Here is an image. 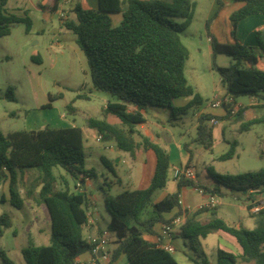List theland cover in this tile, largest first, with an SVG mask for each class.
<instances>
[{
  "label": "trees",
  "instance_id": "trees-1",
  "mask_svg": "<svg viewBox=\"0 0 264 264\" xmlns=\"http://www.w3.org/2000/svg\"><path fill=\"white\" fill-rule=\"evenodd\" d=\"M60 1L52 0L49 9L56 10ZM228 1L241 4L229 15L234 42H219L208 32L210 19L206 22L212 69L219 74L226 93L234 102L235 97L243 95L264 99V70L254 67L258 59L264 57V43L259 32L257 45L254 46L242 45L235 37L240 20L250 15L264 14V0ZM5 3L6 0H0V36L8 35L11 27L20 23L28 32L31 27L29 18L7 13ZM216 3L219 8L223 6V0H216ZM194 7V2L190 0H98L96 8H86L76 2L71 9L74 19L62 21L64 28L75 35V43L86 57L93 89L116 99L104 105V119L90 117L87 119L88 126L96 129L102 137L113 138L117 148L128 152L132 158H136L139 151L148 150L155 156L153 174L147 187L104 196V205L110 214L107 231L114 236L116 246L109 259L98 264H115L122 253L128 264H179L170 252L146 241L142 232L153 233L156 223H169L170 220L163 215L174 207L179 209L178 214L181 213L179 195L182 187H199L210 194H218L221 193L220 186L242 193L264 186L262 167L233 176L216 175L212 188L196 185L193 180L181 179L177 181L175 192L161 200H152L153 193L167 184L169 153L149 137L137 132L135 126L145 122L144 113L148 108H168L172 116L197 108L203 101L186 78L184 68L189 52L179 36L190 25ZM115 13H119L121 18L113 26L111 15ZM176 18L181 20L176 21ZM218 54L230 55L235 63L217 65L215 59ZM7 97L15 99L12 92ZM180 97L190 99L184 105L174 106L172 101ZM44 106L48 107L50 103ZM129 106L133 110H129ZM224 108L225 114L222 116L206 113L198 117V139L205 148L211 147L213 142V126L208 122L212 117L225 119L242 113V109H238L232 114L228 105ZM66 110L75 109L68 103ZM108 115L116 117L119 123L107 121ZM262 120L264 117L254 118L249 124ZM247 124L241 128L247 129ZM155 136L165 143L170 141L164 130L155 133ZM233 155L232 144L221 158ZM84 159L82 131L76 126L44 127L6 135L0 133V182L9 179L10 202L18 208L22 206L17 178L22 176L24 170L34 168L40 173L41 181L37 196L31 199L47 211L50 221L49 244L36 245L28 239L21 250L25 264H78L80 254H92L94 245L84 237V226L88 220L85 193L70 191L67 181L61 189L54 186V167L61 168L75 179L78 173L89 176L82 169ZM32 192V189L28 190L26 196H31ZM218 207L198 209L196 213H211L210 218L203 222L195 220L194 215L187 217L180 227L179 236L188 239L192 246V242L199 237L204 238L219 230L234 237L241 248L239 255L244 264H264V208L253 213L250 211L251 205L248 206L249 215L254 219V227L249 229L229 225L217 216ZM147 209H150L149 215L145 213ZM143 213L145 215L141 217ZM0 224L4 227L10 225L7 214L0 216ZM0 255L4 264H15L3 253ZM239 255L217 248L215 264H242ZM197 257L193 264H210L205 255L198 254Z\"/></svg>",
  "mask_w": 264,
  "mask_h": 264
},
{
  "label": "rangeland",
  "instance_id": "rangeland-1",
  "mask_svg": "<svg viewBox=\"0 0 264 264\" xmlns=\"http://www.w3.org/2000/svg\"><path fill=\"white\" fill-rule=\"evenodd\" d=\"M190 1L195 4L193 17L190 25L180 32L179 36L189 52L184 68L186 78L202 97L204 104L222 89L221 78L212 69L206 22L210 19L208 32L219 42L232 43L227 41L224 34L230 21L228 13L235 4L228 3L219 8L215 0ZM240 22L241 20L237 26ZM58 23L56 18L53 29H47L43 33L34 30L26 32L24 24L20 23L12 26L8 35L0 36V133L6 135L44 127L80 128L85 154L82 169L89 173V176L78 173L75 179L61 168L54 167V186L55 189H61L67 181L70 191H76V181L85 179L87 212L92 214L102 230H108L110 214L105 208L104 196H114L125 189L139 188L135 179L142 170V165L140 158L132 159L128 152L118 149L113 138L104 136L101 140H96L99 133L88 126L87 119H104V105L107 101L116 99L93 89L86 57L75 43V35L64 26L59 30ZM118 23L114 18L112 25L116 26ZM215 63L219 66H229L235 63V60L230 55L218 54ZM254 67L264 70V57L259 58ZM10 92L14 100L8 99L7 94ZM189 99L190 97H180L172 102L174 106H181ZM235 100L237 104H244L239 108L242 109L241 115L219 119L213 125V142L209 148H205L204 143L198 139V116L194 115L197 109L192 108L186 113H174L171 116L168 108H148L145 113L147 123L140 126L138 131L159 132L163 126V130L170 137L168 143L159 139V145L169 153L170 166L166 186L154 193L153 199L163 192L170 194L176 191L173 180L174 167L190 164L196 175L194 183L199 186L214 184L216 175L233 176L264 167V120L249 124L250 120L264 114V103L250 106L262 99L245 95L237 96ZM47 103H50V106L45 107ZM68 103L73 105L74 111L66 110ZM106 119L113 124L119 122L111 115ZM244 124L248 125L247 129L241 128ZM232 144L234 155L221 158ZM151 159L149 156L146 161L149 170L153 168ZM17 179L22 203L20 208L10 202L9 179L0 182V216L7 214L10 221L8 227L0 224V254L6 255L15 264H25L21 250L27 245L28 239L37 245L49 244L50 221L47 211L31 199L37 196L40 173L30 168L24 170L22 176ZM30 189L33 190L31 196H26ZM183 189L190 209L206 200L194 191L193 186ZM262 189L264 195V186ZM220 191L221 193L216 194L220 200L217 216L231 226L253 228L254 219L249 215L248 204L255 195L248 196V193L232 191L224 186H220ZM3 192L6 199H2ZM44 213L47 216H44ZM203 216L202 213L200 218ZM109 235L112 238V234ZM113 245V242L109 244L110 247ZM172 245L174 250L171 254L179 264H193L198 254L205 255L210 264H215L217 248L237 255L241 252L234 237L222 231H213L204 238L199 237L192 242V246L188 239L177 236ZM238 257L244 264L240 255ZM0 264H4L1 255Z\"/></svg>",
  "mask_w": 264,
  "mask_h": 264
},
{
  "label": "crops",
  "instance_id": "crops-1",
  "mask_svg": "<svg viewBox=\"0 0 264 264\" xmlns=\"http://www.w3.org/2000/svg\"><path fill=\"white\" fill-rule=\"evenodd\" d=\"M51 2H52V0H6L4 9H5V11L7 13L14 14V15H16L18 17H28L29 20H30V23H31L30 30L31 31L34 30L37 33L38 32L43 33L47 29H53V27L55 26V19L56 18H57V20L59 22L58 23L59 26H60L59 30H61V27L63 26L62 25V21L64 19H74V15H73L71 9H72L73 5L76 2H80V4H82L86 8H96L97 4H98V0H61L58 3V5H57L56 10L51 11L49 9V5L51 4ZM215 2H216V0H215ZM228 3L235 4L234 7L232 8V10L228 13V18H229L230 13L234 9L238 8L239 6H241V4L240 3L230 2L228 0H223V6L222 7H224ZM114 18L116 19V21H120L121 16H120V14L115 13V14L111 15L112 21H113ZM228 24H229V26L225 29L226 32H225L224 35H225V37H227V41L228 42H234V39L231 36V22L229 21ZM15 25H13V26H15ZM237 27H238L237 28V40H238V42L240 44L246 45V46L257 45V35H258L257 33L258 32H259L260 39L264 43V14H256V15L247 16L246 18L241 20V22L238 24ZM246 65L248 66L249 64L247 63ZM221 86H222V89H221V91L219 93H217V95L226 94V90H225V88H224L222 83H221ZM209 103H210V99L207 100V102L204 103V104H203V101H202L201 105H199L197 108H195V109H197V112L194 115L199 117L200 115L206 114V113L207 114L216 115V116H222V115L225 114V110L224 109L213 108V107L210 106ZM235 103H236V100H235ZM259 104H262V102L261 101L257 102V103L255 102L254 104H250V106H256V105H259ZM237 105H238L239 108H240V106H244L243 103H238ZM128 109L129 110H133V107L129 106ZM144 116H145V113H144ZM112 117L115 118V120H117L116 117H114V116H112ZM262 117H264V114H260L256 118H262ZM117 122H118V120H117ZM118 123H116V124H118ZM146 123L147 122L145 120V122L137 124L135 126V129L137 130V132L141 133L142 135H145V136L149 137L151 140H153L154 142L159 144V142H160L159 139H161V138H158L157 136H155V133H157L158 131H154L153 133H150V131H143V132L142 131H138L140 126H143ZM157 125H155V126H157ZM163 129H164V127L161 126V130H163ZM152 130H154V129H152ZM213 135H214V128H213ZM136 138H137V140H139L138 135L136 136ZM149 156L152 158L150 160V162L153 164L152 170L147 169V165H146V161H147V158L149 160ZM137 158H140V163H141L140 165H142V170H140V173H138V175L136 176V179H135L136 183L140 186L139 188H136V189H140V188L147 187L149 182H150V179H151V176H152L153 170H154V165H155V156H154V154H153V152L151 150H148V151H139L137 153L136 158H132V159H137ZM118 160H119V157L117 158V161ZM188 165H190V164H188ZM195 179H196V177H195ZM174 183H175L176 188H177V181L174 180ZM213 185L214 184H209V185H207V187L212 188ZM183 188L184 187H182L180 189V195H179V204H180L181 213L178 214V212H179L178 210L179 209L177 207H174L170 212L164 213V215H163L164 218L165 219H169L170 222H171L172 219H174V218L179 216V217H181V222L179 224L173 226L172 231L170 233V236L169 237H165V238H163L161 236L160 232H161L162 226L164 224H166V223H163V222L156 223V225L154 226V232L153 233H149V232H145V231L142 232V237L146 241L157 245L158 239H160V241L162 243H166V244L172 245L174 239L177 236H179L180 227H181V225H183V223L185 222L187 217H191L192 215H194V219L198 220L200 222H203V221H205V220L210 218V216H211L210 211H203V212H200V213H196V211L198 209H200V205L207 201L208 195L210 193H208L206 191H204L203 193H199V192L196 191V189L194 187V191L197 194H199L201 196H204L206 200L203 201V202L202 201L199 202L195 208L190 209L189 206L186 203L185 191H184ZM85 190H86V188H85V184H84V190L82 192L85 193L86 192ZM125 190H133V189H125ZM157 191H159V189L156 190L154 193H156ZM262 192H263L262 188L261 189H257V190H251L248 193V196L249 195H252V196L255 195V197L253 196V198L251 199V203H249L248 206H250L253 201H258L259 202V201L263 200L264 199V195L262 194ZM168 194L169 193L166 194L165 192H163L160 195H158V197L156 199L152 198V200H153V202L161 200L162 198H164ZM85 195H86V193H85ZM2 197H4V199H6V196H5L4 192L2 193ZM145 213H147L149 215L151 213L150 209H147V211ZM145 213H143L141 215V217H143L145 215ZM202 213L204 214V216L200 218V215ZM87 214H88V221H87V224H85V226H84V237L85 238L88 235H93L95 233H99L100 231L101 232L103 231L97 225L95 219L92 217V214L89 213V212H87ZM44 216H47V215H45V213H44ZM48 218H49V216H48ZM217 231H219V230H217ZM49 238H50V236H49ZM111 242L114 243V245L112 247L109 246V244ZM115 246H116L115 238H114V236H112V238L110 237L109 242H108V244L106 246V249H107V251L109 253V257L111 256L112 250L114 249ZM240 253L241 252H239V254ZM109 257H108V259H109ZM93 258H94V256L91 253L85 252V253L80 254L77 257V261L79 262V264H86V263H89ZM196 259H198V257ZM106 261L107 260L99 259L98 262L99 263H105ZM115 264H128L127 259H126L125 255L123 253L119 255L118 259L115 261Z\"/></svg>",
  "mask_w": 264,
  "mask_h": 264
},
{
  "label": "built area",
  "instance_id": "built-area-1",
  "mask_svg": "<svg viewBox=\"0 0 264 264\" xmlns=\"http://www.w3.org/2000/svg\"><path fill=\"white\" fill-rule=\"evenodd\" d=\"M261 102L264 103V99H262ZM209 104L213 108H221L224 110H225L224 106L228 105V108L232 114H235L239 109L238 105L233 101L232 97L227 93L224 95H215L210 100ZM208 122L211 125H215L218 122V119H216L215 117H212ZM101 139H102V135L99 134L97 136L96 140L99 141ZM195 177H196V175H195L194 169L191 165H186L183 167H175L173 169V180H175V181H179L181 179L194 180ZM84 184H85V179L77 180L76 184L74 186L76 192L82 193V191L84 190ZM195 189L199 193L204 192V190L202 188L195 187ZM219 204H220V200H219L218 196L216 194H209L207 201L205 203L201 204L200 208L201 207H214V206L219 205ZM262 208H264V199L259 201V202L253 201L251 204L250 211L255 213ZM180 222H181V217L178 216V217L172 219L170 223L164 224L161 228V232H160L161 236L163 238L169 237L173 226L179 224ZM86 224H87V222H86ZM109 234L110 233L107 230H103L100 233H95L93 235H88L86 237V240L89 243L94 245V248L92 251V255L94 256V258L89 263H86V264H98L99 259H103V260L108 259L109 253L106 249V246H107L109 239H110ZM157 246L168 251V252H170V253L174 250L172 245L162 243L160 241V239H158ZM78 264H79V262H78Z\"/></svg>",
  "mask_w": 264,
  "mask_h": 264
}]
</instances>
